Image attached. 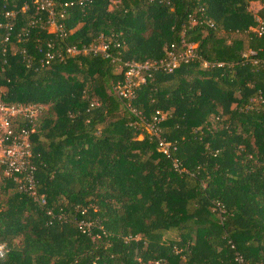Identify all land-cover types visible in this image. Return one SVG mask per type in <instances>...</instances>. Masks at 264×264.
I'll return each instance as SVG.
<instances>
[{
  "label": "trees",
  "instance_id": "trees-1",
  "mask_svg": "<svg viewBox=\"0 0 264 264\" xmlns=\"http://www.w3.org/2000/svg\"><path fill=\"white\" fill-rule=\"evenodd\" d=\"M26 1L8 31L0 0V100L38 106L9 125L33 129L44 203L0 176V264H264V110L250 100L264 96V70L242 59H264V34L249 29L264 0H65L63 37L39 21L22 34L38 13ZM100 35L125 61L194 44L195 60L145 72L129 101L145 122L163 113L168 157L115 94L122 71L82 51Z\"/></svg>",
  "mask_w": 264,
  "mask_h": 264
},
{
  "label": "built area",
  "instance_id": "built-area-1",
  "mask_svg": "<svg viewBox=\"0 0 264 264\" xmlns=\"http://www.w3.org/2000/svg\"><path fill=\"white\" fill-rule=\"evenodd\" d=\"M4 2L2 6V17L7 21L4 23V27L10 31L13 28V20L17 15V12H24L27 8V1L20 0L17 6L11 0H1ZM11 1V5H8ZM37 11L35 15H32L23 26L20 27L22 34L27 35L31 28L36 27V23L39 21V28L45 30L47 33L54 34L58 37L65 36V29L61 19L65 17V6L71 5L73 1H63L58 11L54 9L52 0H30ZM83 0H78L81 3ZM6 5V6H5ZM9 6V7H7ZM249 29L256 33L258 36L264 34V18L255 16V25L250 26ZM7 39V36L4 40ZM89 44L87 47H83V52L100 53L103 57L109 58L116 64V68L122 71L123 80L117 82L113 87L115 94L123 99H126L128 109L139 119V124L143 127V130L156 137V149L165 156H169L171 151H175L174 146L169 141L158 136V126L160 120L163 118V113L158 111L152 116L151 122H145L140 113L135 111L129 105V101L134 97V88L138 84L144 82V73L150 70H161L166 73H170L178 68L182 64H187L197 58L194 44L180 38L178 43H170L166 55L160 59L144 60L142 62L137 61H125L121 60L118 53H110V48H115L118 44L105 40L102 35L98 37V43ZM68 54H75L77 52L74 46L66 48ZM51 53H46V58H51ZM242 59L254 65L256 69L260 68L264 70V59L256 57V51L253 49H247L242 54ZM47 62V61H46ZM205 65V63H203ZM258 67V68H257ZM251 101H255L264 110V96L260 94L256 97H252ZM38 106L36 105H20V104H6L0 100V176L11 177L19 175L21 180L19 182V190L27 193L33 199H36L40 204L44 203L42 195H37L35 190L34 170L35 167L31 162L32 152L30 149L29 133L33 131L32 128L25 129L20 128L17 133H14L9 125L11 119L23 118L32 123L37 115ZM173 166H177V161L173 159ZM80 225H83L81 223ZM2 245H0V254ZM240 262L241 259L238 257Z\"/></svg>",
  "mask_w": 264,
  "mask_h": 264
},
{
  "label": "rangeland",
  "instance_id": "rangeland-1",
  "mask_svg": "<svg viewBox=\"0 0 264 264\" xmlns=\"http://www.w3.org/2000/svg\"><path fill=\"white\" fill-rule=\"evenodd\" d=\"M253 6H254V4H253Z\"/></svg>",
  "mask_w": 264,
  "mask_h": 264
}]
</instances>
